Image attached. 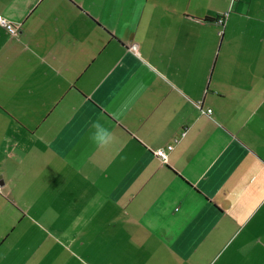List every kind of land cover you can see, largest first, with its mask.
Returning a JSON list of instances; mask_svg holds the SVG:
<instances>
[{
    "label": "crops",
    "instance_id": "1",
    "mask_svg": "<svg viewBox=\"0 0 264 264\" xmlns=\"http://www.w3.org/2000/svg\"><path fill=\"white\" fill-rule=\"evenodd\" d=\"M0 16V264H264V0Z\"/></svg>",
    "mask_w": 264,
    "mask_h": 264
},
{
    "label": "built area",
    "instance_id": "2",
    "mask_svg": "<svg viewBox=\"0 0 264 264\" xmlns=\"http://www.w3.org/2000/svg\"><path fill=\"white\" fill-rule=\"evenodd\" d=\"M224 15L223 16H220L218 17L217 21L224 25L225 24V20H224ZM0 25H2L3 27H5L11 34L13 35H18L19 34V29H18V25L17 23L7 19L6 17L4 16H0ZM132 48L135 49L136 48V44H133L132 45ZM211 111V110H210ZM169 149H172L173 148V145H169L168 146ZM157 155H159L163 160H166L167 159V156H168V152L166 149L164 148H160V149H157L156 151ZM0 190H2V184H1V180H0Z\"/></svg>",
    "mask_w": 264,
    "mask_h": 264
}]
</instances>
